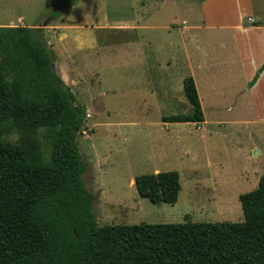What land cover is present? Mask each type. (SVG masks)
Masks as SVG:
<instances>
[{
  "label": "rangeland",
  "instance_id": "374dc122",
  "mask_svg": "<svg viewBox=\"0 0 264 264\" xmlns=\"http://www.w3.org/2000/svg\"><path fill=\"white\" fill-rule=\"evenodd\" d=\"M62 1L0 0V27L43 25L55 61L67 68L75 60L67 74L87 106L79 145L98 224L244 220L239 195L255 189L264 173V122L241 97V70L224 60L233 54L231 35L197 22L205 0H78L52 18ZM252 3L264 22V0ZM216 5L208 8L214 17ZM190 77L205 121L164 122L191 112L184 93ZM2 138L23 136L11 129ZM170 170L180 175L176 203L139 195L138 175Z\"/></svg>",
  "mask_w": 264,
  "mask_h": 264
},
{
  "label": "trees",
  "instance_id": "16d2710c",
  "mask_svg": "<svg viewBox=\"0 0 264 264\" xmlns=\"http://www.w3.org/2000/svg\"><path fill=\"white\" fill-rule=\"evenodd\" d=\"M77 1L63 0L51 17ZM242 24L260 21L247 16ZM53 58L43 28L0 27V264H264V173L239 195L242 221L99 225L79 145L87 107ZM263 70L264 63L250 86ZM184 93L191 112L164 122H204L192 77ZM11 129L22 134L19 142L2 138ZM134 182L153 203H176L182 188L176 170Z\"/></svg>",
  "mask_w": 264,
  "mask_h": 264
},
{
  "label": "crops",
  "instance_id": "0c3cea01",
  "mask_svg": "<svg viewBox=\"0 0 264 264\" xmlns=\"http://www.w3.org/2000/svg\"><path fill=\"white\" fill-rule=\"evenodd\" d=\"M225 1H229V2L225 3ZM213 4H217L216 6H214L216 11L213 9L214 15L216 17L208 13V8ZM252 5H253L252 0H205L203 1V3H201V7L203 11L202 23L201 21H197V22L200 24L207 23L206 25L207 27H211L223 31L221 36L224 35V32L227 35H231L234 43V46L232 47L233 54H231V56H225L224 60H230V62L233 61L235 65L241 70L242 78H243V83L241 88H243L244 90L241 97L243 95L246 96L247 103L255 111L256 120L262 123L264 122V70L260 73L259 78L252 86H250V82L253 80L254 76L257 74L258 70L264 63V22H261L259 25H253L247 27H245L242 24V21L245 17L257 15L256 9H254ZM232 12L233 15H235L234 19L230 17V14ZM39 25L40 24L32 25L31 27L41 26L44 29L46 28L43 25L40 26ZM46 26L48 27L49 25ZM135 26H139V25H135ZM197 27H201V26H197ZM133 30H137V28ZM137 40L140 43L139 35H137ZM52 51L54 57L57 56L56 51L54 49H52ZM53 59H54V69L56 73L62 78L64 83L70 87L69 84L70 76L67 74V71L69 68H72V64H74L75 60L73 59L69 62H66L65 64H67L68 67L63 68L61 65H59L58 59L56 61L55 58ZM146 84L149 87L152 86L149 81H147ZM198 95L202 105L203 101L201 100L199 91H198ZM229 104H233V102H228V105ZM232 106L229 105L227 109H231ZM251 121L253 120H250V122ZM253 149L257 150V152L260 153L261 155L262 151L257 146V144L253 146Z\"/></svg>",
  "mask_w": 264,
  "mask_h": 264
}]
</instances>
